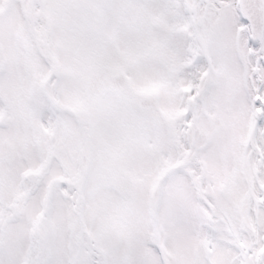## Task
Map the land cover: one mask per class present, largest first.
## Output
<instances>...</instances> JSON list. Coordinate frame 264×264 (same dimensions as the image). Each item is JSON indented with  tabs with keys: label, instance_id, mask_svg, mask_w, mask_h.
I'll return each instance as SVG.
<instances>
[{
	"label": "snow or ice",
	"instance_id": "snow-or-ice-1",
	"mask_svg": "<svg viewBox=\"0 0 264 264\" xmlns=\"http://www.w3.org/2000/svg\"><path fill=\"white\" fill-rule=\"evenodd\" d=\"M0 264H264V0H0Z\"/></svg>",
	"mask_w": 264,
	"mask_h": 264
}]
</instances>
